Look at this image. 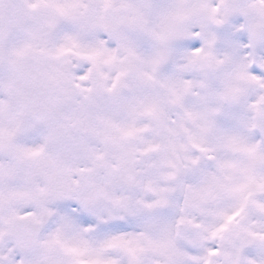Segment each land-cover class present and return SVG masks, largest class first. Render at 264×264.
I'll list each match as a JSON object with an SVG mask.
<instances>
[{
	"label": "snow or ice",
	"instance_id": "1",
	"mask_svg": "<svg viewBox=\"0 0 264 264\" xmlns=\"http://www.w3.org/2000/svg\"><path fill=\"white\" fill-rule=\"evenodd\" d=\"M0 264H264V0H0Z\"/></svg>",
	"mask_w": 264,
	"mask_h": 264
}]
</instances>
